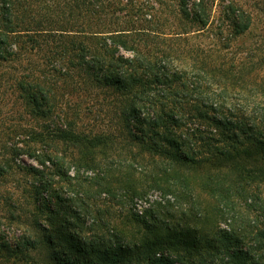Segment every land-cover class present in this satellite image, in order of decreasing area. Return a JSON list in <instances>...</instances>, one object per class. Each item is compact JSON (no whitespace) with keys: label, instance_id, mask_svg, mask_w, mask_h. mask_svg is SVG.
Listing matches in <instances>:
<instances>
[{"label":"trees","instance_id":"obj_1","mask_svg":"<svg viewBox=\"0 0 264 264\" xmlns=\"http://www.w3.org/2000/svg\"><path fill=\"white\" fill-rule=\"evenodd\" d=\"M211 1L0 0V71L39 121L30 155L56 166L34 171L32 209L8 196L0 264H264V44L241 41L240 1L211 29ZM94 111L119 131L81 129ZM139 170L180 207L134 213L130 238L109 201L140 197Z\"/></svg>","mask_w":264,"mask_h":264},{"label":"rangeland","instance_id":"obj_2","mask_svg":"<svg viewBox=\"0 0 264 264\" xmlns=\"http://www.w3.org/2000/svg\"><path fill=\"white\" fill-rule=\"evenodd\" d=\"M177 0H170V4L176 3ZM229 0H213L209 3L211 12L213 14L211 29H214L221 22L217 19L219 15L220 3ZM242 2V4L250 10L253 14L254 25L250 29L248 35L242 38L244 40L243 44H264V0H236ZM206 42L210 43L209 40ZM240 42V41H239ZM234 43V44H239ZM264 50V45H263ZM261 50L257 51V55H260ZM21 61L25 62L23 58ZM1 70V68H0ZM7 76L2 75L0 71V235L4 234L3 230L5 228V223L7 222L4 218L5 215L9 213L8 203H12L14 200H10L8 196L12 195V192L17 194L14 198H18L17 201L23 204L29 210L32 209L33 200H29L28 191L33 190V188L26 187L30 183H37L41 174L35 173L36 169H41L44 172L52 171L56 166H53L52 163L47 161L45 166L40 164L37 159L31 156V151L36 150V153H40L41 149L44 147L43 142L39 138L34 137L33 133L36 131H41L39 121L28 114L27 109L25 108L23 101L17 98L16 93L13 92V89L9 86L7 81ZM74 99L76 100L75 96ZM80 98L79 100H81ZM113 117V118H112ZM81 129L90 130V129H99L105 128L104 130L111 132H118L120 124L116 122L114 112H90L84 117L80 122ZM53 146H57L58 154L60 150H64L63 144L54 143ZM13 149H15L16 154ZM67 151L64 153L69 157L78 155V150L71 149L70 147L66 148ZM127 148H123L120 154L121 167H125L128 171V163H131ZM10 159L11 166L8 167L6 160ZM131 161V162H130ZM127 164V165H126ZM138 169H140L137 164ZM125 168H120L125 170ZM4 170L5 172H3ZM101 171V168L92 167L84 168L80 170V175L83 177L92 176L95 173ZM139 170L136 172L137 177H132L135 179L137 184V190H139L140 197L133 196L132 191H123V195H119L116 199H111L109 202H112L114 210L113 220L117 223L118 227L121 230L123 235H126L130 238L137 235V230L140 228L136 224L134 219L137 208V201L140 199V205L145 210L152 208V213L157 214L160 206V202L163 205L164 209L166 207L170 208L172 206V211L179 210V201L175 195L177 192L175 190L170 191L167 183L164 180H158L159 183H154V179H149L146 177L147 173ZM73 171H70L72 175ZM60 176L55 175V179H58ZM26 187V188H24ZM29 189L27 192L24 189ZM24 192V194H23ZM104 197V195H102ZM169 200V202L167 201ZM108 202V203H109ZM186 204H183L184 207ZM24 207V208H25ZM25 218V217H24ZM163 218V216H161ZM4 223V224H3ZM223 226L224 223H221ZM10 264V263H9ZM19 264V263H16Z\"/></svg>","mask_w":264,"mask_h":264},{"label":"built area","instance_id":"obj_3","mask_svg":"<svg viewBox=\"0 0 264 264\" xmlns=\"http://www.w3.org/2000/svg\"><path fill=\"white\" fill-rule=\"evenodd\" d=\"M140 199L137 201V203H136V205H137V208H136V212L138 213V214H143L144 213V211H145V209L144 208H142V206L139 204L140 203Z\"/></svg>","mask_w":264,"mask_h":264}]
</instances>
